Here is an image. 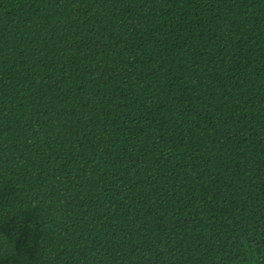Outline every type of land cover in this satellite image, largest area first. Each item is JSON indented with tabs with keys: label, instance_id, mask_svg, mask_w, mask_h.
Listing matches in <instances>:
<instances>
[{
	"label": "trees",
	"instance_id": "16d2710c",
	"mask_svg": "<svg viewBox=\"0 0 264 264\" xmlns=\"http://www.w3.org/2000/svg\"><path fill=\"white\" fill-rule=\"evenodd\" d=\"M0 264H264V0H0Z\"/></svg>",
	"mask_w": 264,
	"mask_h": 264
}]
</instances>
